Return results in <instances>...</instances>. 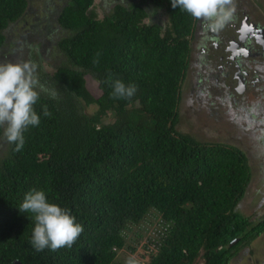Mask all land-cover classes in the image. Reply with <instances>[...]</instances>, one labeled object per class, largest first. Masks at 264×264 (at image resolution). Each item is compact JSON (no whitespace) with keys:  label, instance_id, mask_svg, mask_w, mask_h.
I'll return each instance as SVG.
<instances>
[{"label":"trees","instance_id":"16d2710c","mask_svg":"<svg viewBox=\"0 0 264 264\" xmlns=\"http://www.w3.org/2000/svg\"><path fill=\"white\" fill-rule=\"evenodd\" d=\"M29 2L0 0V63ZM61 2L48 6L36 44L43 51L51 39L54 71L33 52V34L29 45H18L17 62H34L46 91L37 89L40 124L24 132L21 151L0 129V264H119V252L135 251L127 246L132 227L151 214L162 228L146 264H229L240 245L264 232V220L248 230L237 211L252 178L246 154L177 128L195 18L171 0L103 3L100 19L95 0ZM109 77L134 84V96L112 98ZM33 189L83 226L71 248H33V216L19 209Z\"/></svg>","mask_w":264,"mask_h":264},{"label":"rangeland","instance_id":"374dc122","mask_svg":"<svg viewBox=\"0 0 264 264\" xmlns=\"http://www.w3.org/2000/svg\"><path fill=\"white\" fill-rule=\"evenodd\" d=\"M115 1L116 0H95V10L98 13L99 19L104 15L103 9H101V4L104 3L106 5V9L107 7L108 9H111L115 5ZM122 1L127 3L129 0ZM44 2L45 0L41 3L38 0H33L31 3V11L25 15L24 22L13 26V29L8 35V41L11 42L12 45L11 47L6 46L5 50L8 48L6 51L8 53L4 52L3 57L5 58L2 63H16L18 59V50H20L18 49V45H29V42H31L30 44L31 48H33V52H35V54L36 52L39 54L41 53V56H39L41 59H39L41 60L45 71L50 73L54 71L52 65L56 64L57 55L52 46V41H50L51 39H48V42L50 41V43H45L43 51L36 47V44L42 41L40 29L43 28L49 19V16L45 17L48 12V6L60 8L62 2L59 0H49L46 1L48 2L46 7H44ZM240 3L249 8L251 13L254 12L253 14H255L254 10L262 9L263 13L260 16L264 17V0H235L236 7H238ZM158 20L161 24H165L166 17L161 15L158 17ZM33 26H35L34 29ZM51 26H55V23L53 22ZM27 33L33 34V37L29 39V42ZM195 45L196 42L191 44V47H194L195 49L192 51L193 53H199L200 50H198ZM195 56L196 55H193L192 58ZM24 61L29 60L25 59ZM196 65L197 64L193 65V61L191 62L183 83L181 101L179 103L180 110H178L179 122L177 128L180 132L187 133L202 142L233 145L246 154L252 178L247 187L244 198L237 206V211L244 218L249 219L252 222H258L259 218H261L262 214H264V145L257 141L255 137L258 126L244 128L245 124L240 122L239 127L238 123H235L236 120L233 118L234 116H229V110L227 111L225 107H222L219 102L213 101L212 98H210L209 101L200 102L194 95L195 93L188 89L190 83L195 82V77L199 70L202 74L204 73L203 68L199 69ZM86 81L87 87L91 93L98 98L101 95V92L98 88L97 82L89 75H87ZM210 93L212 94L213 91H210ZM257 94L258 93L256 91H252L251 99L249 97L244 99V103L249 105L251 100H259L261 103L264 102V99H258ZM211 100L213 102H211ZM261 103L256 102L255 108L261 106ZM95 108V106H92L87 111L89 113H93ZM231 109L236 112V107L233 106ZM233 114L234 113H232L231 116ZM245 120L246 119L243 121ZM3 139L5 138L3 137L2 140ZM158 226L159 218H155L154 215L151 214L139 226L132 227L127 237V246L134 248L135 251L132 252L125 248L119 252L117 256L119 264H126L129 257H134L138 261V264H146L149 259L146 256L148 255L147 252L154 249L151 242L156 239L159 230L162 228H158ZM156 230L158 231L156 232ZM260 236L261 234L258 237ZM257 239L255 242H257ZM261 239L263 240V237ZM261 239L260 241L258 240L257 243H252L253 245L250 243L246 248L238 251L237 254L233 256V261H230L229 264H252L251 262H253V264H262V260L264 259L263 257H258L253 261L255 254L257 253V247L262 245L261 248H264V242L262 243ZM195 264H202V259H197Z\"/></svg>","mask_w":264,"mask_h":264},{"label":"clouds","instance_id":"9594fccd","mask_svg":"<svg viewBox=\"0 0 264 264\" xmlns=\"http://www.w3.org/2000/svg\"><path fill=\"white\" fill-rule=\"evenodd\" d=\"M171 5L204 21L211 31L222 29L236 11L235 0H171ZM37 67L32 61L0 63V129H3L4 138L15 144L14 151L23 149L24 132L29 126L40 124L34 105L40 96L37 89H46L40 83ZM106 83L112 88L114 99H131L136 92L134 84L126 85L119 79L109 77ZM55 95L53 90V98ZM44 115H49L47 110ZM19 209L33 216L35 226L31 244L38 252L45 248L52 251L71 248L84 230L70 210L49 202L43 190L33 189L26 193ZM126 264H138V261L129 257Z\"/></svg>","mask_w":264,"mask_h":264},{"label":"flooded vegetation","instance_id":"af4514ba","mask_svg":"<svg viewBox=\"0 0 264 264\" xmlns=\"http://www.w3.org/2000/svg\"><path fill=\"white\" fill-rule=\"evenodd\" d=\"M29 1L26 14L31 11L32 0ZM46 1L49 0H45L44 7L48 3ZM254 11L256 15L240 3L231 21L218 31L209 30L204 21L195 19L190 41L189 67L193 61V65L197 64L199 69L203 68L204 73L199 70L195 82L190 83L188 89L195 93L200 102L209 101L210 98L219 102L222 107L229 110L230 117L234 116L238 126L240 122L245 124L244 128L258 126L255 137L264 145V102L251 100L249 105L244 103V99L248 97L251 99L252 91L258 93V99H264V19H262L264 17L260 16L263 13L262 9ZM194 42L200 50L199 53L192 51L195 50L191 47ZM48 43L46 40V44ZM193 55L196 56L192 58ZM256 102L261 103V106L255 108ZM233 106L236 107V112L231 109ZM232 113L234 114L231 116ZM244 119L246 120L243 121ZM263 215L258 222L247 219L250 223L247 229H252L262 221ZM263 235L264 232L261 233V236ZM261 236L257 237L258 240ZM240 239L241 237L233 240L236 241L235 245ZM255 240L250 242L251 245ZM246 247L240 245L235 255ZM230 261H233V257Z\"/></svg>","mask_w":264,"mask_h":264},{"label":"crops","instance_id":"0c3cea01","mask_svg":"<svg viewBox=\"0 0 264 264\" xmlns=\"http://www.w3.org/2000/svg\"><path fill=\"white\" fill-rule=\"evenodd\" d=\"M263 237V240L261 239V241H262V243L264 242V236H261V238ZM256 241V240H255ZM253 242V244L254 243H257L258 242V239H257V242ZM259 241H260V239H259ZM252 244V245H253ZM261 246L262 245H260L259 247H257V253L255 254V257H254V259H257L258 257H263L264 258V248H261ZM260 249H262V250H260ZM259 250V251H258ZM262 258V259H263ZM230 263V262H229ZM262 263H264V259L262 260Z\"/></svg>","mask_w":264,"mask_h":264},{"label":"water","instance_id":"95a60500","mask_svg":"<svg viewBox=\"0 0 264 264\" xmlns=\"http://www.w3.org/2000/svg\"><path fill=\"white\" fill-rule=\"evenodd\" d=\"M262 220H264V216H263ZM235 242H236V241H234V242L232 241L230 245L235 244ZM15 264H20V263H19V262H15Z\"/></svg>","mask_w":264,"mask_h":264},{"label":"bare ground","instance_id":"6f19581e","mask_svg":"<svg viewBox=\"0 0 264 264\" xmlns=\"http://www.w3.org/2000/svg\"><path fill=\"white\" fill-rule=\"evenodd\" d=\"M2 2V1H1Z\"/></svg>","mask_w":264,"mask_h":264}]
</instances>
